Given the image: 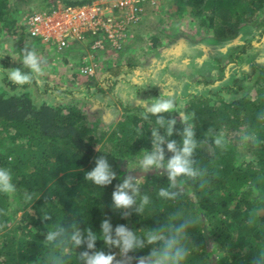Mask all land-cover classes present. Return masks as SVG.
Listing matches in <instances>:
<instances>
[{
  "label": "trees",
  "instance_id": "1",
  "mask_svg": "<svg viewBox=\"0 0 264 264\" xmlns=\"http://www.w3.org/2000/svg\"><path fill=\"white\" fill-rule=\"evenodd\" d=\"M9 1L0 0V23L9 19ZM64 1L66 6H78L95 0ZM180 1L197 10L204 26L214 34L215 43L227 41L237 24L264 11V0ZM23 14L20 11L14 21L10 20L18 22ZM258 35L260 43L264 30ZM255 41L242 43L227 63H220L221 71L215 78L211 75L193 83L205 92L189 93L184 106L176 103L177 111L165 114L166 118L177 119V132L183 127L179 117H187L186 122L202 141L194 159L197 167L206 170L203 177L187 182L185 193L176 201L157 196L158 189L168 185L166 174L144 175L135 170L141 150H151L150 129L156 120H144L143 105L125 103L121 94L116 95L123 117L109 137L114 142L111 152H105L95 145L104 138V132L97 139L86 111L74 105H55L51 100L38 103L27 90L14 94L16 85L5 76L0 82V167L11 171L17 191L10 196L0 194V264H59L60 249L44 244L47 231L58 224L66 227L76 222L81 229L91 227L99 234L105 217L113 229L125 225L138 231L158 227L170 217L178 220L183 216L195 220L185 241L190 249L185 264H264V65L241 75L229 72L232 65H243L246 55L255 49ZM167 60L174 61L172 57ZM9 64V60L2 61L0 73L4 68L24 70L22 63L12 67ZM131 69L130 64L114 65L95 84L90 83L94 79L78 75L80 89L58 92V87L47 86L44 92L54 97L61 95L62 100L79 93L83 101L102 108L106 92L100 85H124L122 77H128ZM162 94L160 89L149 93L153 99ZM167 94L176 102L174 92ZM251 94L255 97H248ZM209 128L214 134L224 132L223 148H216L206 137ZM160 132L164 135V129ZM246 134L252 138L246 141ZM257 136L258 144L254 142ZM171 139L181 141L175 133ZM251 149L253 156L245 159V151ZM102 154L112 164L117 179L99 189L85 181L84 173L95 167V159ZM170 155L166 153V158ZM126 175L144 177L139 182L141 193L149 195L151 203L143 216L129 210L132 214L124 219L112 210V192ZM25 193L31 194V201L25 200ZM19 210L22 216L16 220ZM173 213L182 215L172 216ZM45 215L52 219L45 221ZM96 247L119 253L118 249L106 248L102 241H97ZM83 250H73L66 264H80L78 254ZM149 251L146 248L130 253L131 264H137V259ZM214 251L221 254L216 256Z\"/></svg>",
  "mask_w": 264,
  "mask_h": 264
},
{
  "label": "rangeland",
  "instance_id": "2",
  "mask_svg": "<svg viewBox=\"0 0 264 264\" xmlns=\"http://www.w3.org/2000/svg\"><path fill=\"white\" fill-rule=\"evenodd\" d=\"M56 1L27 0L26 4L23 0L9 1V19L0 23V63L9 60L12 65L21 64L19 54H22L25 46L35 48L44 66V75L27 86V91L38 103L51 100L55 105H74L86 111L97 139L104 132V138L95 144L101 151L111 152L114 142L109 137L123 117L116 95L121 94L125 103L143 105L139 100H152L150 90L160 89L166 93L174 92L177 105L184 106L186 95L205 92L193 83L211 75L215 78L221 71L220 63H227L231 53L247 41L256 40L255 49L246 55L242 66L230 67V75L253 72L255 66L260 68L264 65V39L257 43L258 34L264 30V11L250 21L237 24L227 41L215 43L214 34L204 26V21L195 8L183 6L180 0H148L141 6L138 4L142 9L141 21L129 28L120 50L106 48L94 52L91 48L94 39L89 37L88 42H75L59 52L50 45L30 37L23 27L21 16L18 22H12L20 11L28 13L47 10L51 3ZM99 1L101 0H95L94 3ZM18 5L22 7L19 8ZM170 57L174 59L172 63L167 60ZM85 59L96 63L98 69L94 77H86L94 79L90 81L91 84L97 83L103 71L114 65L130 64L134 69H131L129 76L125 78L124 85L113 86L110 90H106L107 85L104 83L101 84L102 87L100 85L101 89L106 91L103 99L99 96L104 103L102 108L83 101V95L79 93L62 100L61 95L54 97L51 92H44L47 86L58 87V92L80 89L82 85L78 80L79 76L85 77L80 73ZM11 64L9 65L12 67ZM248 97L254 98L255 94ZM246 135L252 138V135ZM253 153L252 149L245 151V159H250ZM21 216L22 211L19 210L16 220ZM213 253L216 256L221 254L217 251ZM117 258L120 259L119 253Z\"/></svg>",
  "mask_w": 264,
  "mask_h": 264
},
{
  "label": "clouds",
  "instance_id": "3",
  "mask_svg": "<svg viewBox=\"0 0 264 264\" xmlns=\"http://www.w3.org/2000/svg\"><path fill=\"white\" fill-rule=\"evenodd\" d=\"M19 55L24 70L4 68L0 73V82L6 76L10 84L16 85L14 94L17 95L28 90L25 86L32 85L44 75V66L35 48L25 46ZM139 102L144 107V120L148 121L150 117H156V120L150 129L151 150H141L138 167L135 170L142 174L151 172L166 174L168 185L159 188L157 196L165 201H176L185 193L188 181H195L205 175L206 170L197 167V161L194 159L202 141L197 139L193 126L186 122L187 117L182 115L179 117L183 127L178 132L177 119L166 118L165 114L177 111V105L174 98L165 90L158 98ZM161 129H164V135H161ZM174 133L181 137L179 143L171 139ZM205 135L211 138V144L216 148H223L226 144L223 131L214 134V130L209 128ZM244 139L249 140V136L246 135ZM254 142L259 143L258 136ZM166 153L171 155L166 158ZM143 178L126 175L112 192V210L124 219L132 214L129 210L143 216L146 207L151 203L150 196L141 193L139 182ZM84 179L103 189L117 179V173L108 158L102 154L95 159V167L84 173ZM16 191L11 171L0 167V194L10 196ZM24 196L26 201H31V194L25 193ZM178 215L182 214H172ZM43 219L49 221L52 217L45 215ZM194 224L195 220L190 216H183L178 220L170 217L168 222L158 227L134 231L125 225H117L113 229L109 218L105 217L101 222L99 234L91 227L81 229L76 222L66 227L58 224L47 231L44 244L55 245L60 249L59 264H66V257L78 248H84L78 254L80 264H131L132 257L129 254L146 248H150V251L147 255L140 256L137 264H185L190 255V249L185 241L188 230ZM97 241H102L109 250L118 249L120 259L111 251L97 250Z\"/></svg>",
  "mask_w": 264,
  "mask_h": 264
},
{
  "label": "built area",
  "instance_id": "4",
  "mask_svg": "<svg viewBox=\"0 0 264 264\" xmlns=\"http://www.w3.org/2000/svg\"><path fill=\"white\" fill-rule=\"evenodd\" d=\"M148 0H101L78 6H66L64 0L52 2L47 10L30 11L21 17L23 27L33 39L62 52L71 44L95 37L92 50H120L126 33L141 21L138 4ZM96 63L85 59L80 73L85 77L97 74Z\"/></svg>",
  "mask_w": 264,
  "mask_h": 264
},
{
  "label": "crops",
  "instance_id": "5",
  "mask_svg": "<svg viewBox=\"0 0 264 264\" xmlns=\"http://www.w3.org/2000/svg\"><path fill=\"white\" fill-rule=\"evenodd\" d=\"M89 39H90V38L87 37V38L85 39V42H88ZM103 74H104V71H103V73L100 75V78L102 77ZM100 78H99V79H100ZM126 78H127V77H126ZM124 80H125V78L122 77L121 82H124ZM98 81H99V80H98ZM104 84L107 85V87H108V88L106 87V90H107V89L110 90L109 87H113L112 84L109 83V82H108V83H104ZM117 85H119V84H117ZM115 86H116V85H115ZM101 87H102V85H101ZM103 90H104V89H103ZM105 92H106V91H105Z\"/></svg>",
  "mask_w": 264,
  "mask_h": 264
}]
</instances>
